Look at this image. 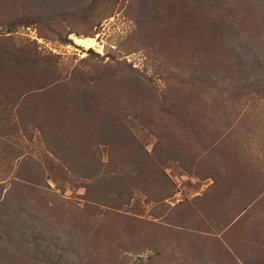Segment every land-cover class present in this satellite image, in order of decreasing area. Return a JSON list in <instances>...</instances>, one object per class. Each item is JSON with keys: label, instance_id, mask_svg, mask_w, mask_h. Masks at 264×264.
<instances>
[{"label": "rangeland", "instance_id": "1", "mask_svg": "<svg viewBox=\"0 0 264 264\" xmlns=\"http://www.w3.org/2000/svg\"><path fill=\"white\" fill-rule=\"evenodd\" d=\"M0 48V264H264V0H0Z\"/></svg>", "mask_w": 264, "mask_h": 264}, {"label": "bare ground", "instance_id": "2", "mask_svg": "<svg viewBox=\"0 0 264 264\" xmlns=\"http://www.w3.org/2000/svg\"><path fill=\"white\" fill-rule=\"evenodd\" d=\"M81 41L86 42V43H88V44H91L90 42H92V39H83V40H81ZM90 46H91V45H90Z\"/></svg>", "mask_w": 264, "mask_h": 264}, {"label": "trees", "instance_id": "3", "mask_svg": "<svg viewBox=\"0 0 264 264\" xmlns=\"http://www.w3.org/2000/svg\"><path fill=\"white\" fill-rule=\"evenodd\" d=\"M7 51V50H6ZM6 51H2V49L0 48V54L3 56V57H5L6 55L4 54V52H6ZM0 55V56H1Z\"/></svg>", "mask_w": 264, "mask_h": 264}]
</instances>
